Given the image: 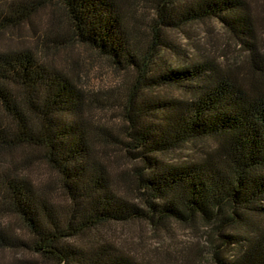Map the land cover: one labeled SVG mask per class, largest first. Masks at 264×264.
<instances>
[{
    "label": "trees",
    "instance_id": "trees-1",
    "mask_svg": "<svg viewBox=\"0 0 264 264\" xmlns=\"http://www.w3.org/2000/svg\"><path fill=\"white\" fill-rule=\"evenodd\" d=\"M46 6L55 8L38 53L0 50V259L16 251L34 256L17 264H153L99 229L200 220L215 264H264V1L260 16L249 0H12L0 10V32ZM205 19L235 40L238 64H155L172 47L168 30ZM74 46L125 72L121 91L95 96L49 56ZM96 107L116 108L119 127L96 124ZM189 143L206 148L165 161ZM36 167L48 177H33Z\"/></svg>",
    "mask_w": 264,
    "mask_h": 264
},
{
    "label": "rangeland",
    "instance_id": "rangeland-1",
    "mask_svg": "<svg viewBox=\"0 0 264 264\" xmlns=\"http://www.w3.org/2000/svg\"><path fill=\"white\" fill-rule=\"evenodd\" d=\"M7 1L12 0H0V10L5 8ZM263 1L249 0L255 13L260 16L263 15ZM147 7L148 4L141 2L138 8L137 15L142 18V23L148 17ZM53 9L48 6L41 7L19 28H8L0 32V50L28 47L38 53L36 38L49 28L50 10ZM258 30L264 51V23H260ZM167 36L172 47L159 51L155 60V64L163 68H177L199 59H213L220 64L236 65L244 56L218 19H205L171 29ZM49 56L73 77L78 75L75 79L81 88L101 98L106 94L120 92L123 79L127 77L125 72L113 68L107 59L83 46L53 51ZM155 93L172 97L180 94V90L160 88ZM90 115L96 124L107 125L110 129L116 130L121 123L116 108L96 107L91 110ZM205 148L204 143H189L163 157L166 162L173 163L190 159ZM32 175L41 179L48 177L44 167L34 168ZM211 233L209 226L196 220L189 224L170 222L165 229H153L144 222L111 224L101 227L98 236L115 243L127 255L153 264H215L211 253L216 244ZM238 249L236 246L223 250L224 258L234 256ZM33 257L22 252L6 251L1 259L4 264H17L22 259L34 260Z\"/></svg>",
    "mask_w": 264,
    "mask_h": 264
}]
</instances>
